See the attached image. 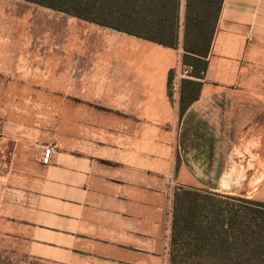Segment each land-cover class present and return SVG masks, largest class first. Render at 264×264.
<instances>
[{
    "label": "crops",
    "instance_id": "crops-1",
    "mask_svg": "<svg viewBox=\"0 0 264 264\" xmlns=\"http://www.w3.org/2000/svg\"><path fill=\"white\" fill-rule=\"evenodd\" d=\"M33 5L0 0V75L29 68L30 89L46 95L21 106L49 108L51 122L60 89L61 140L28 136L20 124L0 130V167L38 171L3 210L0 233L13 237L14 250L47 264H169L176 191L259 201L264 0H223L199 98L182 115L181 34L168 48ZM46 146L54 153L43 165Z\"/></svg>",
    "mask_w": 264,
    "mask_h": 264
},
{
    "label": "trees",
    "instance_id": "trees-1",
    "mask_svg": "<svg viewBox=\"0 0 264 264\" xmlns=\"http://www.w3.org/2000/svg\"><path fill=\"white\" fill-rule=\"evenodd\" d=\"M176 48L182 31L179 113L199 98L223 0H24ZM175 71L167 77L172 97ZM181 188L172 209L169 264H264V201Z\"/></svg>",
    "mask_w": 264,
    "mask_h": 264
},
{
    "label": "rangeland",
    "instance_id": "rangeland-1",
    "mask_svg": "<svg viewBox=\"0 0 264 264\" xmlns=\"http://www.w3.org/2000/svg\"><path fill=\"white\" fill-rule=\"evenodd\" d=\"M14 2L21 3L24 6H34L33 3L24 1V0H13ZM32 4V5H30ZM36 5V4H35ZM39 6V5H38ZM42 7V6H41ZM33 8V7H32ZM182 35V31L180 30L179 35ZM25 45V43L23 44ZM29 45L30 44H26ZM25 45V46H26ZM45 43L38 44V53H45ZM54 50H60V44H54ZM22 51L24 53L30 52L29 47L27 50L23 46ZM42 54V55H43ZM60 59L55 58L54 60V83L60 85ZM59 64V65H57ZM38 65L43 68L45 71V59L44 57L41 59L39 56ZM183 70V69H182ZM29 68L27 70H23V74H16L12 76L0 75V130H3V123H6V127H10L12 132L17 125L20 124L21 130L30 134H33L37 137H45V136H53L54 144L60 145L61 140V106H60V98L61 91L60 89H55L53 93V98L55 100V106L53 107V120H50L49 108L43 107H24L21 104L25 105L26 101L31 98H45V91H35L30 89V80H29ZM182 72V71H181ZM185 78V77H184ZM173 93V91H172ZM49 95V92H48ZM29 111V112H27ZM17 124V125H16ZM23 126V128H22ZM14 133V132H13ZM38 144H32V153H36L38 155L39 147ZM42 145V144H40ZM2 161V160H1ZM0 230L3 232L5 230V222L3 216V210L7 206H13L17 202L15 200H19V197L23 195L21 192L22 189H26V187L31 183V178L37 177L38 171L30 170L26 172L19 171H10L4 170L5 167H0ZM27 177V178H26ZM25 181L27 182V186L21 187V185H25ZM201 191V194H205L206 190L198 189ZM225 195V194H220ZM235 196V195H234ZM257 199L259 201H264V189L258 195ZM6 209V208H5ZM173 218V216H172ZM15 241L13 237L9 238L5 234L0 233V264H47L43 262H39L34 260L25 254L23 251L14 250Z\"/></svg>",
    "mask_w": 264,
    "mask_h": 264
},
{
    "label": "built area",
    "instance_id": "built-area-1",
    "mask_svg": "<svg viewBox=\"0 0 264 264\" xmlns=\"http://www.w3.org/2000/svg\"><path fill=\"white\" fill-rule=\"evenodd\" d=\"M189 71V69H183L181 73H179L176 78H184L187 77V72ZM54 153L53 147L51 146H46L43 148V152H42V158H41V163L43 165H48L50 163V158L52 156V154Z\"/></svg>",
    "mask_w": 264,
    "mask_h": 264
}]
</instances>
